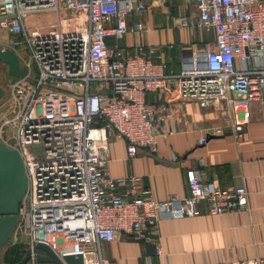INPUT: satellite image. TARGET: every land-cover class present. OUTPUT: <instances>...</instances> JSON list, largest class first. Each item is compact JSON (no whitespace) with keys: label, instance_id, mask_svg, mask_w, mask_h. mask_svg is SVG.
<instances>
[{"label":"built area","instance_id":"1","mask_svg":"<svg viewBox=\"0 0 264 264\" xmlns=\"http://www.w3.org/2000/svg\"><path fill=\"white\" fill-rule=\"evenodd\" d=\"M186 3L198 26L213 30L215 47L193 52L175 71L152 58L153 48L129 54L107 42L143 30L140 20L126 23L143 12L142 0H0V29L18 37L17 54L27 66L26 76L10 79L0 103V141L16 149L26 174L12 235L30 251L27 264H36L40 242L58 257L115 264L101 244L117 233L143 240L159 218L198 215L200 204L209 215L247 209L243 186L211 188L194 168L185 171L188 193L164 199L152 197L139 174L113 176L107 169L109 131L126 141L129 155L156 152L159 138L176 133L171 103L148 101L149 94L172 85L181 104L211 107L228 99L242 112L235 130L247 122L249 103L264 100V0ZM47 10L56 14L49 31L28 27L29 15ZM62 11L77 17L65 21ZM177 23L187 27V17ZM212 264H264V258Z\"/></svg>","mask_w":264,"mask_h":264},{"label":"crops","instance_id":"2","mask_svg":"<svg viewBox=\"0 0 264 264\" xmlns=\"http://www.w3.org/2000/svg\"><path fill=\"white\" fill-rule=\"evenodd\" d=\"M142 1L143 12L127 16L126 23L140 20L143 30L118 39L109 37L110 45L129 54L138 47L153 48L152 58L165 61L175 71L193 52L214 49L213 30L197 26L196 10L186 0ZM180 15L187 17L188 27L194 19L198 28L179 27ZM36 27L49 31L44 24ZM147 100L171 103L176 133L159 138L156 152L139 148L133 155L128 154L125 140L108 134L109 174H139L144 189L155 199H164L188 193L185 171L194 168L211 188L243 186L247 209L209 215L200 204L198 215L159 218L156 230L143 240L117 233L112 242L101 244L103 256L115 264H212L264 258V100L249 103L250 114L240 130L235 125L242 112L228 99L211 107H201L194 100L181 104L171 85L159 95L149 94ZM203 136L206 141L198 143Z\"/></svg>","mask_w":264,"mask_h":264},{"label":"water","instance_id":"3","mask_svg":"<svg viewBox=\"0 0 264 264\" xmlns=\"http://www.w3.org/2000/svg\"><path fill=\"white\" fill-rule=\"evenodd\" d=\"M165 5H168V1ZM0 62L7 66V75L10 78L27 75V66L20 63L19 55L11 48L0 47ZM3 92L0 87V99ZM26 184V174L19 153L4 141H0V248L7 243L16 225ZM34 249L38 251L36 264H84L82 254L65 253L58 257L49 246L41 242L37 243ZM29 253L27 250L14 264H27Z\"/></svg>","mask_w":264,"mask_h":264},{"label":"rangeland","instance_id":"4","mask_svg":"<svg viewBox=\"0 0 264 264\" xmlns=\"http://www.w3.org/2000/svg\"><path fill=\"white\" fill-rule=\"evenodd\" d=\"M190 7H192V6L189 5L188 8H190ZM42 14H45L47 16H43ZM61 16H63L65 18V19L63 18L65 21H66V19H72V18L74 19L77 17L76 14L65 12V11L61 12ZM189 16H190V14H189ZM49 19L51 20V22H49ZM55 20H56L55 12L47 10V11H43L42 13H38L37 16L35 14L29 15L26 18V23H27L28 27H33V26H37V25L39 26L40 24H44V25H46V29L50 30L51 24ZM189 25H190L189 27L187 26L189 29L193 28V27L196 29L199 27L198 25H197L198 27H196V21L194 19L189 21ZM17 38L18 37L16 35L10 34V33L6 32L5 30L0 29V47L1 48H3V49L11 48L16 53H18V51H22V49L20 47L16 46V44H15ZM188 47L199 48V45H197V46L192 45L191 46V44H190V45H188ZM183 52H186V51H183ZM21 54H23V52H21ZM20 63L22 64L24 62L22 60H20ZM10 79L11 78L7 75V66L0 62V87L4 91L3 96L0 99V103L6 99V95L8 93V83L10 82ZM108 134L115 135L113 131H109ZM108 142H109V139H108ZM18 245H21V247H18ZM67 245H69V243H67ZM16 246H17V249L19 250V254L17 256V258H18L17 261H18L20 259V256L23 257V255L25 254L24 252L26 250V246H25L24 242H22V240L15 238L14 235H12V233H11L7 243L0 248V264H10L11 262L14 261L15 255L8 254L7 252L10 251V249L12 247H16ZM6 254H8V255L6 256Z\"/></svg>","mask_w":264,"mask_h":264},{"label":"trees","instance_id":"5","mask_svg":"<svg viewBox=\"0 0 264 264\" xmlns=\"http://www.w3.org/2000/svg\"><path fill=\"white\" fill-rule=\"evenodd\" d=\"M18 247H21V245H18ZM15 249V250H14ZM8 254H13V255H15V257H14V261L13 262H11L10 264H14V263H16V262H18L22 257L20 256V259L17 261V256H18V254H19V250L17 249V246L16 247H12L11 249H10V251H8L7 252ZM25 253V252H24ZM8 254H6V256L8 255ZM5 256V257H6ZM24 256V255H23Z\"/></svg>","mask_w":264,"mask_h":264},{"label":"bare ground","instance_id":"6","mask_svg":"<svg viewBox=\"0 0 264 264\" xmlns=\"http://www.w3.org/2000/svg\"><path fill=\"white\" fill-rule=\"evenodd\" d=\"M93 134V133H92Z\"/></svg>","mask_w":264,"mask_h":264}]
</instances>
